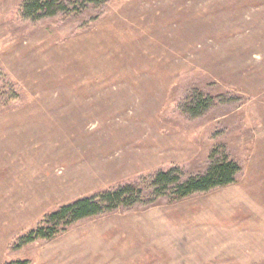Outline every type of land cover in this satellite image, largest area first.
<instances>
[{"label":"rangeland","instance_id":"obj_1","mask_svg":"<svg viewBox=\"0 0 264 264\" xmlns=\"http://www.w3.org/2000/svg\"><path fill=\"white\" fill-rule=\"evenodd\" d=\"M57 1L27 17L0 0V264H264V0ZM223 154L235 182L152 193L158 171ZM129 183L136 204L19 246L61 205Z\"/></svg>","mask_w":264,"mask_h":264},{"label":"trees","instance_id":"obj_2","mask_svg":"<svg viewBox=\"0 0 264 264\" xmlns=\"http://www.w3.org/2000/svg\"><path fill=\"white\" fill-rule=\"evenodd\" d=\"M64 6L57 0H25L23 13L27 17L54 14ZM210 102V97L200 94L191 105L187 106V109L191 114L199 115L209 107ZM240 169L241 165L238 161L223 154L221 157L215 156L206 171L198 175L183 178L178 168L160 170L151 179V190L157 196L171 192L177 199L183 198L195 192L208 191L235 182ZM143 192L142 187L129 183L103 191L96 196L81 197L63 204L47 214L37 228L24 235L20 239L19 246L40 238L52 239L60 231L82 218L97 215L119 206L134 205L141 200ZM8 264H30V261L16 260Z\"/></svg>","mask_w":264,"mask_h":264}]
</instances>
